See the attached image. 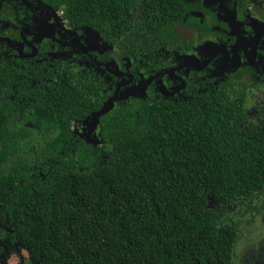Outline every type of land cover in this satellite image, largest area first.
<instances>
[{"label": "trees", "instance_id": "trees-1", "mask_svg": "<svg viewBox=\"0 0 264 264\" xmlns=\"http://www.w3.org/2000/svg\"><path fill=\"white\" fill-rule=\"evenodd\" d=\"M39 1L110 44L119 20L132 36L131 12L141 40L178 37L182 19L178 0ZM123 50L147 54L143 43ZM95 91L60 76L50 98L23 109L0 93V264L20 248L28 264H232L238 230L221 217L264 188V126L242 133L241 107L223 97L108 100L90 143L72 123Z\"/></svg>", "mask_w": 264, "mask_h": 264}, {"label": "flooded vegetation", "instance_id": "flooded-vegetation-1", "mask_svg": "<svg viewBox=\"0 0 264 264\" xmlns=\"http://www.w3.org/2000/svg\"><path fill=\"white\" fill-rule=\"evenodd\" d=\"M178 3L175 11L182 16L175 28L178 37L153 40L148 35V40L138 39L137 16L131 12L127 24L132 36L129 39L121 36L119 20L117 41L110 44L99 30L78 31L63 12L43 1L0 0L3 103L19 109L34 107L43 98H50L60 76L75 84L77 78H87L96 85L95 92L83 94L89 100L88 108L93 110L72 125L76 134L90 143L100 140L102 115L97 134L89 135V122L108 100L165 99L179 104L200 95L215 101L223 97L241 107L242 133H248L254 126H264V0H178ZM142 43L147 48L146 56L127 57L123 53L125 47L135 50ZM121 92L129 97L122 98ZM106 94L109 95L105 101ZM118 94L121 96L117 99ZM261 192L264 207V188L258 193ZM227 208L224 218L221 217L226 221L231 219ZM238 241L239 238L236 245ZM236 245L232 264H242L236 259ZM255 253L253 250L245 261H252ZM256 264H264V251L259 252Z\"/></svg>", "mask_w": 264, "mask_h": 264}, {"label": "rangeland", "instance_id": "rangeland-1", "mask_svg": "<svg viewBox=\"0 0 264 264\" xmlns=\"http://www.w3.org/2000/svg\"><path fill=\"white\" fill-rule=\"evenodd\" d=\"M250 119H252V117L249 114V120ZM98 120V113L91 118L87 130L90 136L93 133L97 134ZM78 130H80L79 127ZM262 202L263 193L261 192L249 199L239 198L232 202L227 208V214L231 219L225 221L231 225L232 223L237 225L239 241L235 249L237 252L236 259L237 261L241 260L242 264H256L259 252L264 251L262 246V244H264V207H262ZM209 206L214 209L217 207L216 202L212 198L209 199ZM224 216L225 214L222 213V218H224ZM230 216H233V218ZM253 250L256 252L254 259L252 261H245L246 257H251V252ZM29 261V253L24 248L17 249V251L12 253L8 258L9 264H28Z\"/></svg>", "mask_w": 264, "mask_h": 264}, {"label": "water", "instance_id": "water-1", "mask_svg": "<svg viewBox=\"0 0 264 264\" xmlns=\"http://www.w3.org/2000/svg\"><path fill=\"white\" fill-rule=\"evenodd\" d=\"M122 94V92H121ZM122 98H128L129 95L128 94H122ZM119 96H121L120 94L117 95V99L119 98ZM133 96H137V95H133ZM141 96H144V95H141ZM111 101H108V104L110 103ZM104 112V109H102L101 111L98 112V115L100 116L102 113Z\"/></svg>", "mask_w": 264, "mask_h": 264}]
</instances>
